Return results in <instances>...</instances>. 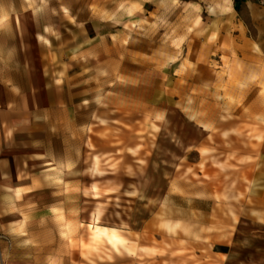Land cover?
I'll return each instance as SVG.
<instances>
[{"label":"rangeland","instance_id":"374dc122","mask_svg":"<svg viewBox=\"0 0 264 264\" xmlns=\"http://www.w3.org/2000/svg\"><path fill=\"white\" fill-rule=\"evenodd\" d=\"M231 1L0 0V16L15 24L40 65L71 89L66 135L73 152H55L60 172L49 177L71 182L65 191L70 244L81 247L76 263L124 264L123 251L133 241L159 240L166 174L159 163L149 165L150 156L169 107L174 118L200 123L207 117V78L200 86L196 80L213 64L208 55L213 60L220 53L224 23L240 19L241 3L232 9ZM247 137L261 142L264 125L247 126ZM258 153L249 156V170ZM193 159L187 157L177 179L191 180ZM28 195L24 204L0 212V264L48 259L32 250V213L47 212V198L33 205ZM240 200L233 190L232 228ZM169 208L174 213L175 203ZM147 220L154 226L145 228ZM118 243L119 252L112 247Z\"/></svg>","mask_w":264,"mask_h":264},{"label":"crops","instance_id":"0c3cea01","mask_svg":"<svg viewBox=\"0 0 264 264\" xmlns=\"http://www.w3.org/2000/svg\"><path fill=\"white\" fill-rule=\"evenodd\" d=\"M240 3V19L224 23L220 53L213 60L208 55L213 64L196 80L200 86L207 78L205 120L174 118L173 107L167 109L149 161L166 174L159 240L133 241L123 251L124 264H264V139L250 143L247 137V126L264 125V7ZM20 34L0 16V212L24 204L29 192L33 205L47 198L48 211L32 213L33 253H47L44 264H81L73 260L75 252L82 255L81 247L70 244L73 218L65 190L71 182L49 177L60 172L55 152H73L66 135L73 96ZM256 152L249 170V156ZM189 155L191 180H179L174 174L186 169ZM233 190L241 197L236 228ZM174 203L175 212H169ZM152 221L144 227L154 226ZM112 247L120 251L119 243ZM32 264H39L36 257Z\"/></svg>","mask_w":264,"mask_h":264},{"label":"built area","instance_id":"2783aa9c","mask_svg":"<svg viewBox=\"0 0 264 264\" xmlns=\"http://www.w3.org/2000/svg\"><path fill=\"white\" fill-rule=\"evenodd\" d=\"M256 2L261 5V6H264V0H256Z\"/></svg>","mask_w":264,"mask_h":264},{"label":"trees","instance_id":"16d2710c","mask_svg":"<svg viewBox=\"0 0 264 264\" xmlns=\"http://www.w3.org/2000/svg\"><path fill=\"white\" fill-rule=\"evenodd\" d=\"M240 1H243V0H236L235 3L240 2Z\"/></svg>","mask_w":264,"mask_h":264}]
</instances>
